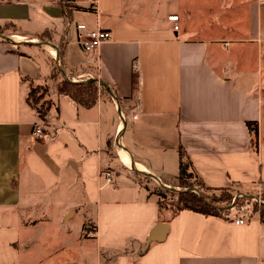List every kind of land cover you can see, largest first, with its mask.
<instances>
[{"label": "crops", "instance_id": "obj_1", "mask_svg": "<svg viewBox=\"0 0 264 264\" xmlns=\"http://www.w3.org/2000/svg\"><path fill=\"white\" fill-rule=\"evenodd\" d=\"M66 5L0 0V264H264L259 214L165 217L134 175L178 189L182 150L206 188L264 183V0ZM78 23L112 39L86 52ZM62 80L98 81L96 103ZM33 87L46 89L44 120Z\"/></svg>", "mask_w": 264, "mask_h": 264}, {"label": "trees", "instance_id": "obj_2", "mask_svg": "<svg viewBox=\"0 0 264 264\" xmlns=\"http://www.w3.org/2000/svg\"><path fill=\"white\" fill-rule=\"evenodd\" d=\"M77 1L79 0H59V2L62 4L66 3L67 4L66 6L68 8L70 7V9L71 7L75 8L72 4L76 3ZM89 10L91 11L93 10L92 6L89 8ZM59 88L61 92L67 93L71 98H73L79 104H82L87 107H91L92 105L96 103L97 94H98V85L95 81H88V82H83V83H72L69 81L62 80L59 84ZM32 92L33 91H31V96H32ZM30 102L32 105H34L36 104L37 101L35 98H32ZM49 108H50V105H47L45 110L41 112L36 107L41 119L43 120L45 119ZM251 131L253 133V143L257 144V141H258L257 127H252ZM185 158H186L185 154L181 150L180 151V166L182 169L183 178H185V175L188 174L186 171H184L183 168L184 167L188 168L189 166ZM191 174L189 175L190 177H191ZM181 181L182 179L180 180V182ZM182 187L188 188L189 190L181 191L178 193L176 197L177 199L171 205L173 207L172 216H176L178 213L185 211V210L197 212L207 217L216 216V217L225 218V217H228L229 214L231 213L230 209L225 207V206H230V205H224V204H231L233 200V196L228 194V189H211V188H206L203 185L202 190L197 193V192H194L192 189H190L191 187L189 186H184L183 184ZM217 192H220L221 195L218 196ZM237 203L234 206H236ZM158 204H159L160 210L162 211L161 204L159 202ZM255 212L256 213L253 214V216L256 214H259L260 220L264 222V204L261 205L260 209H256Z\"/></svg>", "mask_w": 264, "mask_h": 264}, {"label": "rangeland", "instance_id": "obj_3", "mask_svg": "<svg viewBox=\"0 0 264 264\" xmlns=\"http://www.w3.org/2000/svg\"><path fill=\"white\" fill-rule=\"evenodd\" d=\"M50 47V46H49ZM52 48V47H50ZM60 69V67H59ZM60 84V83H59ZM32 96H30V100L32 98L36 99V104H34L39 111H44L47 105H49L48 100L46 99V89L44 87H33L31 89ZM41 109V110H40ZM41 118V117H40ZM43 120V119H42ZM41 121V120H40ZM191 173L188 172L187 175H185V178L182 179V181L179 183L178 189H168L167 187H164L162 184H159L158 182H155L145 176L137 175L134 172V175L139 182V184L146 190H148V193L151 198L155 199L157 202H159L162 206V212L165 217H170L173 213V207L171 206L174 201L177 199V195L181 191H187L188 188L182 187L189 186L191 187L194 192H200L202 190V183L199 181V179L191 174V177L189 176ZM228 194L233 196V200L231 204H224V205H230L225 206L228 209H230L231 214L232 213H240L241 210H244L250 217L255 214L256 209H260L262 203L264 202V183L260 184L259 186H254L250 189H245L241 186H234L230 189H228ZM217 195L220 196L221 193L217 192ZM237 198V205L234 206V201ZM91 210V209H87ZM85 215H78L75 219L71 221V224L69 225V228L74 230V228H81L82 225V218ZM83 226V225H82ZM89 226H92L90 232H93V225L89 224ZM85 231H88V229L85 227ZM92 248L88 246L89 253L92 252Z\"/></svg>", "mask_w": 264, "mask_h": 264}, {"label": "built area", "instance_id": "obj_4", "mask_svg": "<svg viewBox=\"0 0 264 264\" xmlns=\"http://www.w3.org/2000/svg\"><path fill=\"white\" fill-rule=\"evenodd\" d=\"M92 8L93 10H95L96 6L93 4ZM168 19L172 22H177L179 20V17L173 15V16L168 17ZM76 28L79 32V41L83 49L86 52H93L96 49H98L103 43L108 42L112 39V35L110 32L102 30L100 28L91 29L84 23H78L76 25ZM174 29L178 30L179 26L175 24ZM135 72L139 74L138 64L135 65ZM139 82H140V79L138 78V81H137L138 86H139ZM32 133H33V136L37 139L44 138L45 131L43 128V122L38 121V122L33 123ZM113 182H114L113 176L111 175V173H107L105 185H110ZM249 220H250V216L244 210H241L240 213L238 214V217L235 223L244 224Z\"/></svg>", "mask_w": 264, "mask_h": 264}, {"label": "water", "instance_id": "obj_5", "mask_svg": "<svg viewBox=\"0 0 264 264\" xmlns=\"http://www.w3.org/2000/svg\"><path fill=\"white\" fill-rule=\"evenodd\" d=\"M1 38H4L3 35H0ZM90 81V80H89ZM93 81V80H92ZM88 82V81H86ZM98 82V81H96ZM100 85H103L102 83H99ZM164 187H166L165 185H163ZM168 188V187H167ZM168 189H171V188H168ZM237 201V198L235 199L234 201V204L236 203ZM262 204H264V202H261ZM165 224H159L156 226V228L153 230V232L151 233V235L148 237V240H147V246H149L152 242H158L161 240V237L159 235V229Z\"/></svg>", "mask_w": 264, "mask_h": 264}, {"label": "bare ground", "instance_id": "obj_6", "mask_svg": "<svg viewBox=\"0 0 264 264\" xmlns=\"http://www.w3.org/2000/svg\"><path fill=\"white\" fill-rule=\"evenodd\" d=\"M131 169H132V170H135V168H134V167H132V166H131Z\"/></svg>", "mask_w": 264, "mask_h": 264}]
</instances>
